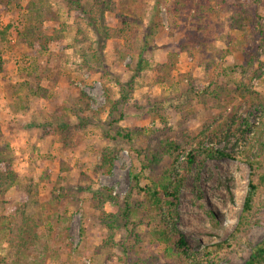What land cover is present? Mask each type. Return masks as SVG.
Instances as JSON below:
<instances>
[{"label": "rangeland", "instance_id": "374dc122", "mask_svg": "<svg viewBox=\"0 0 264 264\" xmlns=\"http://www.w3.org/2000/svg\"><path fill=\"white\" fill-rule=\"evenodd\" d=\"M79 1L46 0L56 15L45 23L54 38L45 53L12 44L15 34L4 25L19 24L18 12L0 9V146H9L18 175L17 186L0 195V224L11 225L13 216L14 227L25 228L29 216L38 237L1 264H246L264 240V195L251 226L235 231L249 185L246 163L207 158L185 178L166 221L193 251L194 260L183 263L156 237L160 224L131 191L130 174L138 152L164 138L186 150L203 140L229 154L264 148L262 106L228 98L247 87L264 99V0ZM243 9L254 18L246 30L251 43L229 27ZM120 15L133 20L130 45L117 38ZM41 68V82L23 84ZM225 121L219 139L208 140ZM105 153L112 167L103 166ZM171 164L164 157L153 174ZM4 240L0 227V256ZM217 245L224 250L204 258Z\"/></svg>", "mask_w": 264, "mask_h": 264}, {"label": "trees", "instance_id": "16d2710c", "mask_svg": "<svg viewBox=\"0 0 264 264\" xmlns=\"http://www.w3.org/2000/svg\"><path fill=\"white\" fill-rule=\"evenodd\" d=\"M45 2L46 0H28V2L24 4L21 3V0H0V9H4L7 12L16 11L19 15V24L15 26V24L10 21L4 25L6 31L15 34V37L10 39V41H13L12 44L25 46L30 50L38 46L41 53L47 51L54 38L47 34L45 23L53 19L50 15H52V13L54 14V12L52 6H48L47 8ZM97 3H100L99 0ZM72 4L76 7L81 5L79 0H77V2H72ZM100 4L104 6L105 1ZM107 12L112 14L114 10L109 8ZM119 18H122L123 21L120 33H124V36L119 34L117 38L122 37L126 45L130 42L132 43L136 39L135 37H137L134 35V29L130 24L133 20H129L127 16L122 15H120ZM253 19L252 14L243 9L241 13L233 15L230 18V30L240 31L244 35V40L251 43L250 40L253 36L251 37L246 30L253 24ZM107 33L106 36L107 39H109L111 35L109 32ZM240 45L241 43L238 44V46ZM2 54L3 50H0V73H4L6 70L1 61ZM251 63L252 62H250V64ZM47 65H49V63ZM163 66L161 68H167ZM45 70L46 68H41L34 72L31 71L32 73L29 72V74L25 75L23 84L28 85L30 89L33 88L32 85L35 82L37 84L41 82ZM141 70L142 67L140 66V71ZM163 79L164 78L160 79L162 81L161 84L164 82ZM134 81L135 79H132L129 86H131ZM228 98L230 101L239 99L241 102H244L248 108L261 105L264 112V99L247 87H243L242 89L237 88L232 96H228ZM227 125L228 123L225 121L214 128L208 140L211 142L218 140L219 135L226 129ZM232 130H234L233 127L228 131L232 132ZM127 136L129 137V135ZM203 141L197 142L198 146L196 148L186 150L179 146L176 138H164L158 144L138 152L140 165L133 167L130 174L131 191L142 197L144 209H146L148 214L153 218V221L157 220L158 225L160 224L161 228L156 227L155 229L156 237L167 244L169 252L179 259L181 263L191 260L192 257L194 260L195 256L183 235L168 228L166 226V221H168V218L173 217L179 199L180 188L185 178L191 173L194 165L198 163V166L201 167L207 158H229L244 162L250 168L248 191L235 230L237 234L245 232V230L251 226L252 218L258 212L261 198L264 195V148H261L255 154L250 150H246L245 152H232L229 154L223 150L214 149L213 147H203ZM164 157H168L172 160L171 166L166 168L160 176L153 174L155 167L162 162ZM103 158V166H113L114 158L107 156V153L104 154ZM3 166L6 168L5 170H0V195L5 194L9 187L17 186L18 184V175L12 167L9 146L6 144L0 146V167ZM125 204L123 214L127 213L129 209V198L126 200ZM117 216L116 214L105 215V217L112 219H116ZM15 219L16 218L13 216L10 217L9 221H11L12 224L9 226L0 224V227H3L5 232L4 241L8 245L7 253L4 256H0L1 261L19 254L22 255L33 245V241L38 238L34 232V221L31 217L28 216L23 219L25 228L22 226L15 228L13 225L15 224L13 223L16 221ZM106 221H108L106 225L110 233H113L115 222L112 220L109 221V219ZM221 250H224V247L217 245L215 250L205 252L204 258H211L212 256L219 255ZM246 264H264V240L253 249Z\"/></svg>", "mask_w": 264, "mask_h": 264}, {"label": "bare ground", "instance_id": "6f19581e", "mask_svg": "<svg viewBox=\"0 0 264 264\" xmlns=\"http://www.w3.org/2000/svg\"><path fill=\"white\" fill-rule=\"evenodd\" d=\"M205 241H206V242H207V241H208V242H214L215 240L206 239Z\"/></svg>", "mask_w": 264, "mask_h": 264}]
</instances>
